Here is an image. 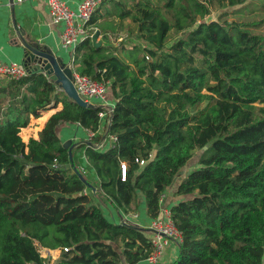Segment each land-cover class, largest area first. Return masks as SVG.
<instances>
[{
  "label": "trees",
  "instance_id": "1",
  "mask_svg": "<svg viewBox=\"0 0 264 264\" xmlns=\"http://www.w3.org/2000/svg\"><path fill=\"white\" fill-rule=\"evenodd\" d=\"M258 1L264 8V0ZM119 4L120 23L131 19L148 44L143 54L135 45L128 53L123 49L125 59L116 46H96L87 37L72 58L78 73L109 81L115 98L106 137L114 134L116 140L107 148L83 145L98 182L84 177L90 175L81 172L73 150L69 159L56 128L77 123L97 134L101 107L78 105L29 68L24 77L0 85V264H43L42 247L61 250L55 264L145 261L154 249L148 229L109 220L100 201L86 193L87 183L127 213L141 193L154 219L161 196L197 149L198 166L178 183L179 199L169 209L183 236L170 264H264V32L224 23L222 13L206 18L215 5L242 6L234 9L240 12L253 3ZM94 14L87 26H95ZM263 24L264 16L254 22ZM173 29L185 34L168 46ZM53 101L62 108L37 138L24 142L20 129ZM101 138L97 134L91 142Z\"/></svg>",
  "mask_w": 264,
  "mask_h": 264
},
{
  "label": "crops",
  "instance_id": "2",
  "mask_svg": "<svg viewBox=\"0 0 264 264\" xmlns=\"http://www.w3.org/2000/svg\"><path fill=\"white\" fill-rule=\"evenodd\" d=\"M62 1L70 9L76 10L81 0ZM132 1L134 0H108L95 11L94 16L96 17L97 22L93 27H95L99 33L95 40H92L94 44L97 43L109 46L111 43H109L108 40L112 35L114 37H118V35L120 36V29L118 30L117 28L112 34L113 28L110 26L106 27V24L117 26L120 25L122 27V24L125 20H122L120 23L121 19L118 16V10L120 6L119 3H123L129 8ZM61 28L62 26L59 24H53L51 22L48 13L47 0H24L20 3L13 2L12 0H2L0 5V60L4 62L24 63V52L20 43L21 36L26 42L51 50L54 55L61 57L66 63L72 66V51L63 47L60 42L59 34ZM46 78L48 79L47 76ZM2 83H4V81L0 82V85ZM56 90V92H60L59 85L57 86ZM107 99L108 104H114L115 98L112 95V92L111 94L109 92V95L107 94ZM92 103L96 106H100V104H102L97 100L92 101ZM61 108V102L55 103V101H53L46 110L41 112L39 117L35 118L31 116L29 124L26 127H22L20 129V136L22 137V140L27 142L30 137L37 138L38 132L44 127L51 115ZM32 128H35L36 130H33ZM56 129L62 142L64 140H70L71 145L73 144L72 150L75 163L79 166V169L82 170L81 172L83 174L87 172V174L90 175V177H84L89 180L90 183L98 182V179L94 178L92 170L88 168V163L86 162L84 156L83 145L92 146V142L88 139L86 129L77 123L59 124ZM22 134L25 136V138L22 136ZM97 134L102 135L101 142H104L105 148L110 146V142L106 137L107 121H104L100 125ZM181 174L179 173L178 176ZM177 185L178 184H175L174 189H172L173 185L168 188L174 192V195L169 197L168 200L166 195L164 204L162 205H164L167 209H170V207L174 205L179 199V197L175 195V189ZM86 193H90L100 201L98 205L102 208L105 216L109 220L120 223H123L125 220H129L134 225L148 229L147 236L150 239L154 237V232H152V230L149 228L153 218L147 214L145 199L141 193L137 198V205L135 207L136 209H134L132 213L124 212L121 209H117L114 205L112 206L111 201L103 196L102 191L98 187H95V190L87 187ZM178 250L179 244L177 242L175 243L173 241H169L164 246L159 263L170 264L174 262L179 254ZM40 253L43 258H47V261L55 264L59 259L61 250L59 248L48 249L42 247L40 248ZM139 264L148 263L147 261H142Z\"/></svg>",
  "mask_w": 264,
  "mask_h": 264
},
{
  "label": "built area",
  "instance_id": "3",
  "mask_svg": "<svg viewBox=\"0 0 264 264\" xmlns=\"http://www.w3.org/2000/svg\"><path fill=\"white\" fill-rule=\"evenodd\" d=\"M13 2L20 3L24 0H12ZM108 0H81L76 10L70 9L62 0H47L48 13L53 24H59L62 26L59 37L63 47L71 50V56L73 58L74 49L77 44L87 37L92 38L97 29L93 26H87V23L91 19L95 10L104 2ZM2 0H0V5ZM72 68V83L76 89L78 95L85 101L97 100L100 103L101 111L98 116L100 119V125L104 121L110 122V116L114 110V104H108L107 94L110 91V82L97 80L90 76L83 75ZM27 67L24 63L4 62L0 60V79H19L26 75ZM60 88V87H59ZM88 139H92L97 135L96 132H92L86 129ZM108 139L111 143L116 140L114 134L108 135ZM104 142H94L92 147L99 149L103 148ZM144 160L140 161V164H144ZM122 178L125 179L127 175L126 164L121 162ZM166 193L161 196L162 204H164ZM129 221L125 220L124 222ZM149 228L154 232V237L151 239L153 244L152 254L145 260L148 264L159 263L162 256L164 246L169 242H182V232L178 230L177 226L171 217V211L162 205L161 213L154 217L151 221ZM67 251V248L63 249ZM43 264H52L49 261H44ZM127 264V263H122Z\"/></svg>",
  "mask_w": 264,
  "mask_h": 264
},
{
  "label": "rangeland",
  "instance_id": "4",
  "mask_svg": "<svg viewBox=\"0 0 264 264\" xmlns=\"http://www.w3.org/2000/svg\"><path fill=\"white\" fill-rule=\"evenodd\" d=\"M248 3H253V5H251L252 8H245L244 10H242L240 12H235L234 9L238 8V7H242V6H235L233 8H230V7L225 8V7L215 5L212 8V13L210 15H207L206 18L218 19L220 17V14L222 13L223 17H222L221 21L224 23L225 22H228V23L236 22V23L240 24L241 27H247V28H251L253 30L255 29L257 31L264 32V24L263 25H257V26L254 25V22L259 21L260 19H262V16H264V8L261 7V2H259L258 0H248ZM223 12H226V13H223ZM112 34H113V30H112ZM184 34H185V32H183V31L177 32L173 29L170 33V36H169V39L167 42L168 46L171 45V42H173L177 38L182 37ZM108 42L111 43V45L116 46V48L118 49L117 50L118 54L120 56L124 57L125 59H127L125 56L126 53H128L130 50L135 49V45H137L138 49L141 50V53H139V55L143 54V50H142L143 47L148 45L139 36L138 25L135 24L134 22H132L131 19H126L123 22V26L120 27V36L118 35V37H114L112 35L109 38ZM123 49L126 51V53L122 52ZM134 54L137 55V52H134ZM147 59H148V57H147ZM6 79L7 78H2V79H0V82H3V81L7 82ZM60 91H61V89H60ZM109 92L111 94V92H112L111 88H110ZM2 97H3V94H0V98H2ZM32 129L36 130L35 128H32ZM23 134H24V131H23ZM23 134H22V136L25 138V136ZM65 141L66 140H64L63 143ZM201 155H202V150L197 149L193 158L190 161H188L185 166H183L181 168L182 170H181L180 174L181 173L182 174L180 176L176 177L177 179L174 181L172 189H174L175 184H178V182L181 181L192 169H195V166H198V162H199ZM85 174H87V172ZM166 193H167V200L169 197H172L174 195L173 194L174 192L172 190H169V189H167ZM95 203L98 204L97 199L95 200Z\"/></svg>",
  "mask_w": 264,
  "mask_h": 264
},
{
  "label": "water",
  "instance_id": "5",
  "mask_svg": "<svg viewBox=\"0 0 264 264\" xmlns=\"http://www.w3.org/2000/svg\"><path fill=\"white\" fill-rule=\"evenodd\" d=\"M98 31H96L92 40L94 41L96 36L98 35ZM20 43L23 48V57L24 64L30 71H41L43 72L49 79L50 82L59 85L60 89L64 92V94L73 102L77 103L80 106L95 108L97 107L95 104L83 100L78 93L72 83V68L71 65L66 63L61 57H57L53 54L51 50H48L44 47H40L39 45H35L29 42H26L20 36ZM94 45H99L95 43ZM63 147L67 148L69 159L72 160V147L70 140H67L63 143ZM206 148V146H204ZM79 176L84 180L82 175ZM85 181V180H84ZM87 186L91 188V185L87 183ZM95 190L94 187L91 188Z\"/></svg>",
  "mask_w": 264,
  "mask_h": 264
}]
</instances>
